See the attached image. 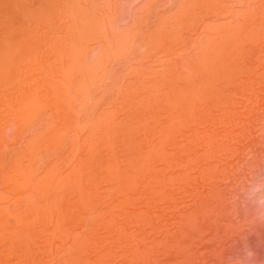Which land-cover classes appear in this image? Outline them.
I'll return each instance as SVG.
<instances>
[{
	"label": "rangeland",
	"instance_id": "obj_1",
	"mask_svg": "<svg viewBox=\"0 0 264 264\" xmlns=\"http://www.w3.org/2000/svg\"><path fill=\"white\" fill-rule=\"evenodd\" d=\"M0 50V264H264V0H0Z\"/></svg>",
	"mask_w": 264,
	"mask_h": 264
},
{
	"label": "bare ground",
	"instance_id": "obj_2",
	"mask_svg": "<svg viewBox=\"0 0 264 264\" xmlns=\"http://www.w3.org/2000/svg\"><path fill=\"white\" fill-rule=\"evenodd\" d=\"M80 42H81V39H80ZM85 42H86V41H85ZM83 44H84V43H83ZM80 47H81V46H80ZM72 49H73V48H72ZM0 51H1V50H0ZM32 51H33V50H32ZM98 52H99V51H98ZM1 53H2V52H1ZM15 53H16V51H15ZM23 53H24V52H23ZM26 53H28V52H26ZM73 53H74V52H73ZM76 53H77V51H76ZM17 54H18V53H17ZM24 55H25V54H24ZM6 56H7V55H6ZM9 56H10V55H9ZM21 56H22V55H21ZM11 57H13V56H11ZM13 58H14V57H13ZM23 58H24V56H23ZM70 58H71V57H70ZM74 58H75V57H74ZM97 58H98V57H97ZM97 58H96V59H97ZM72 59H73V58H72ZM75 59H76V58H75ZM100 59H101V58H100ZM100 59H99V60H100ZM35 60H36V59H35ZM37 60H38V59H37ZM99 60L97 59V61H99ZM80 61H81V60H80ZM35 62H36V61H35ZM74 62H75V61H74ZM35 64H36V63H35ZM71 64H72V62H71ZM74 64H75V63H74ZM79 65H80V64H79ZM36 66H37V64H36ZM94 66H95V65H94ZM69 67H70V66H69ZM79 67H80V66H79ZM72 68H73V67H72ZM74 69H75V67H74ZM0 70H1V69H0ZM77 70H78V68H77ZM3 71H4V70H3ZM9 71H11V70H9ZM84 72H85V71H84ZM29 73H30V71H29ZM73 73H74V72H73ZM1 74H2V72H1ZM29 76H30V75H29ZM80 76H81V75H80ZM75 77H76V76H75ZM78 77H79V76H78ZM78 77H77V78H78ZM83 78H84V76H83ZM34 81H35V80H34ZM85 81H86V80H85ZM35 82H36V81H35ZM43 82H44V81H43ZM74 82H75V80H74ZM77 82H78V81H77ZM65 83L67 84L66 81H65ZM75 83H76V82H75ZM83 83H84V82H83ZM49 84H50V83H49ZM61 85H62V84H61ZM64 85H65V84H64ZM49 87H50V86H49ZM62 87H65V86H62ZM67 87H68V86H67ZM60 88H61V87H60ZM69 88H70V87H69ZM38 89H39V88H38ZM43 90H44V89H43ZM61 90H62V89H61ZM61 90H60V91H61ZM63 90H64V89H63ZM63 90H62V91H63ZM74 90H75V89H74ZM60 91H59V92H60ZM33 92H34V91H33ZM65 93H66V91H65ZM74 93H75V92H74ZM24 94H25V93H24ZM72 94H73V93H72ZM91 94H92V93H91ZM39 95L41 96V94H39ZM39 95H38V96H39ZM44 95H45V94H44ZM47 95H50V94H47ZM61 95H62V94H61ZM64 95H65V94H64ZM67 95H68V94H67ZM25 96H26V95H25ZM30 96H31V95H30ZM35 96H36V95H35ZM38 96H37V98H38ZM70 96H71V95H70ZM44 97H45V96H44ZM44 97H43V99H44ZM46 97H47V96H46ZM46 97H45V98H46ZM58 97H59V96H58ZM66 97H67V96H66ZM66 97H65V98H66ZM71 97H72V96H71ZM31 98H32V96H31ZM35 98H36V97H35ZM27 99H29V98H27ZM46 99H47V98H46ZM49 99H51L50 96H49ZM58 99H59V98H58ZM63 99H64V98H63ZM15 100H16V99H15ZM23 100H24V99H23ZM32 100H33V99H32ZM19 101H20V100H19ZM40 101H41V100H40ZM44 101H45V100H44ZM16 102H17V101H16ZM49 102H50V101H49ZM26 103H27V102H26ZM30 103H31V102H30ZM52 103H53V102H52ZM47 104H48V103H47ZM20 105H21V104H20ZM38 105H39V104H38ZM41 105H42V104H41ZM45 105H46V104H45ZM49 105H50V104H49ZM22 106H23V105H22ZM32 106H33V105H32ZM40 107H41V106H40ZM19 108H20V106H19ZM22 108H23V107H22ZM35 108H36V107H35ZM17 109H18V107H17ZM82 110H83V109H82ZM23 111H24V110H23ZM30 111H31V110H30ZM28 112H29V111H28ZM34 112H35V111H34ZM43 112H45V110H44ZM43 112H42V113H43ZM32 113H33V112H32ZM57 113H58V112H57ZM20 114H21V112H20ZM24 114H25V112H24ZM26 115H27V114H26ZM35 115H37V114H35ZM58 115H59V114H58ZM64 115H65V114H64ZM69 115H70V114H69ZM42 116H43V114H42ZM70 116H71V115H70ZM27 117H28V116H27ZM33 117H34V115H33ZM35 117H36V116H35ZM35 117H34V119H35ZM62 117H63V116H61V118H62ZM66 117H69L68 114H67ZM28 118H30V117H28ZM31 118H32V117H31ZM37 118H38V116H37ZM59 118H60V117H59ZM38 119H39V118H38ZM41 119H42V118H41ZM60 120H61V119H60ZM35 121H36V120H35ZM40 121H41V120H40ZM62 121H63V119H62ZM58 122H59V121H58ZM41 123H43V121H42ZM56 123H57V122H56ZM59 123H60V122H59ZM29 124H30V122H29ZM34 124H35V122H34ZM38 124H39V123H38ZM57 125H58V124H57ZM62 125H63V124H62ZM25 126H26V125H25ZM55 126H56V125H55ZM60 126H61V125H60ZM64 126H65V125H64ZM53 127H54V126H53ZM56 128L58 129V127H56ZM60 128H61V127H60ZM65 128H66V127H65ZM46 130H47V129H46ZM87 130H88V129H87ZM53 131L55 132L56 130L53 129ZM43 132H44V131H43ZM43 132H42V133H43ZM50 132H51V131H50ZM38 135H40V134H38ZM54 136H55V134H54ZM47 137H48V136H47ZM56 137H57V136H56ZM30 138H31V137H30ZM43 138L45 139L44 136H43ZM53 138L55 139V137H53ZM44 139H43V140H44ZM35 140H36V138H35ZM38 140H39V139H38ZM33 141H34V140H33ZM36 141H37V140H36ZM41 141H42V140H41ZM51 141H53V140L51 139ZM30 142H31V141H30ZM57 142H59V141H57ZM27 143H28V141H27ZM53 143H54V142H53ZM25 145H26V144H25ZM30 145H31V144H30ZM38 145H40V144H38ZM26 146H27V145H26ZM33 146H34V145H33ZM41 146H42V144H41ZM28 147H29V146H28ZM40 148H41V147H40ZM51 148H53V147H51ZM22 149L25 150V148H22ZM31 149H33V148H31ZM31 149H30V150H31ZM44 149H45V148H44ZM55 149H56V148H55ZM27 150H28V149H27ZM22 151H23V150H22ZM25 151H26V150H25ZM25 151H24V154L27 153V152H30V151H27V152H25ZM36 151H37V150H36ZM40 151H41V150H40ZM54 151H55V150H54ZM61 151H62V150H61ZM57 152H58V151H57ZM57 152H56V153H57ZM41 153H42V152H41ZM45 153H46V152H45ZM54 153H55V152H54ZM19 154H20V152H19ZM28 154H29V153H28ZM58 154H59V153H58ZM31 155H32V154H31ZM48 155H49V154H48ZM51 155H52V154H51ZM53 155H54V154H53ZM16 156H18V155L16 154ZM44 156H45V155H44ZM21 157H22V156H21ZM25 157H26V155H25ZM32 158H33V157H32ZM45 158H46V157H45ZM53 158H54V157H53ZM46 159H48V158H46ZM55 159L57 160V158H55ZM58 159H59V157H58ZM30 160H31V159H30ZM60 160H62V159H60ZM26 161H27V160H26ZM31 161H32V160H31ZM34 161H35V160H34ZM49 161H50V159H49ZM62 161H64V160H62ZM28 162H29V161H28ZM45 162H46V161H45ZM47 162H48V160H47ZM51 162H52V160H51ZM25 163H26V162H25ZM33 163H34V162H33ZM37 163H38V162H37ZM53 163H54V161H53ZM53 163H52V164H53ZM56 163H57V162H55V165H56ZM23 164H24V163H23ZM48 164H49V163H48ZM32 165H33V164H32ZM32 165H30V166H32ZM44 165H45V164H44ZM19 166H21V165H19ZM24 166H25V165H24ZM41 166H42V165H41ZM14 167H15V166H14ZM16 167H17V166H16ZM16 167H15V168H16ZM21 167H22V166H21ZM46 167H47V166H45V168H46ZM34 168H35V167H34ZM45 168H44V169H45ZM17 169H18V168H17ZM21 169H22V168H21ZM42 169H43V168H42ZM12 170H13V169H12ZM19 170H20V169H19ZM25 170H26V169H25ZM30 170H31V169H30ZM33 170H34V169H33ZM20 171H21V170H20ZM37 172H38V171H37ZM12 173H13V172H12ZM12 173H11V174H12ZM18 173H19V172H18ZM22 173H23V172H22ZM26 173H28V172H26ZM29 173H30V172H29ZM31 173H33V172H31ZM35 174H36V172H35ZM31 175H32V174H31ZM32 176H33V175H32ZM36 176H37V175H36ZM5 177H6V176H5ZM5 177H4V178H5ZM16 177H17V176H16ZM18 177H19V175H18ZM21 177H22V176H21ZM24 177H25V176H24ZM29 177H30V176H29ZM33 177H34V176H33ZM22 178H23V177H22ZM47 178H48V177H47ZM12 179H14V178H12ZM19 179H20V178H19ZM25 179H26V178H25ZM16 180H17V179H16ZM26 180H27V179H26ZM14 181H15V180H14ZM45 181H46V180H45ZM9 182H10V180H9ZM12 182H13V180H12ZM13 183H14V182H13ZM4 184H5V183H4ZM15 184H16V183H15ZM14 186L17 187V185H14ZM27 186H28V185H27ZM5 188H6V186H5Z\"/></svg>",
	"mask_w": 264,
	"mask_h": 264
}]
</instances>
